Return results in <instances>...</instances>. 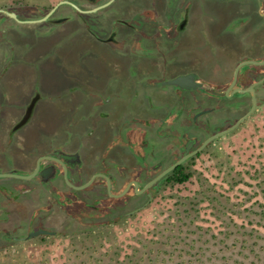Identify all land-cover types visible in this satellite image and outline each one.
Masks as SVG:
<instances>
[{
  "label": "flooded vegetation",
  "instance_id": "af4514ba",
  "mask_svg": "<svg viewBox=\"0 0 264 264\" xmlns=\"http://www.w3.org/2000/svg\"><path fill=\"white\" fill-rule=\"evenodd\" d=\"M0 10V249L140 214L264 107V0Z\"/></svg>",
  "mask_w": 264,
  "mask_h": 264
},
{
  "label": "rangeland",
  "instance_id": "374dc122",
  "mask_svg": "<svg viewBox=\"0 0 264 264\" xmlns=\"http://www.w3.org/2000/svg\"><path fill=\"white\" fill-rule=\"evenodd\" d=\"M185 172L138 215L56 224L54 237L4 245L0 264H264V107Z\"/></svg>",
  "mask_w": 264,
  "mask_h": 264
},
{
  "label": "water",
  "instance_id": "95a60500",
  "mask_svg": "<svg viewBox=\"0 0 264 264\" xmlns=\"http://www.w3.org/2000/svg\"><path fill=\"white\" fill-rule=\"evenodd\" d=\"M0 12H1V10H0ZM2 12H5V11H2ZM12 16H14V15H12ZM188 80L187 79H185V78H179V79H176V80H173V81H170V82H168V84H173V85H185L186 84V82H187ZM255 107H256V100L254 99V106H253V108L251 109V111L246 115V116H244L233 128H231V129H229V130H227V131H225V132H222V133H219V134H217L216 136H213L212 138H210L209 140H207L204 144H203V146L201 147V150L203 149V148H205L212 140H214V139H216V138H218V137H221V136H223V135H225V134H227V133H229V132H231L234 128H236L237 126H239L240 124H242L245 120H247L251 115H252V113L254 112V110H255ZM189 158V155H185L180 161H178L175 165H173L172 167H170L169 169H167L159 178H161V177H163V176H165L166 174H168L170 171H172L174 168H176L177 166H179L180 164H182L184 161H186L187 159ZM156 180H158V179H156ZM156 180L155 181H153V182H151L148 186H147V188H149L154 182H156ZM86 187V186H85ZM84 188V187H83ZM125 193H126V191L125 192H123L122 194H120L119 195V197H122V196H124L125 195ZM40 233H34V234H32V235H30L29 236V238H31V237H33V236H37V235H39Z\"/></svg>",
  "mask_w": 264,
  "mask_h": 264
},
{
  "label": "trees",
  "instance_id": "16d2710c",
  "mask_svg": "<svg viewBox=\"0 0 264 264\" xmlns=\"http://www.w3.org/2000/svg\"><path fill=\"white\" fill-rule=\"evenodd\" d=\"M177 180L179 183L186 182L188 180V176L181 174L179 177H177Z\"/></svg>",
  "mask_w": 264,
  "mask_h": 264
}]
</instances>
